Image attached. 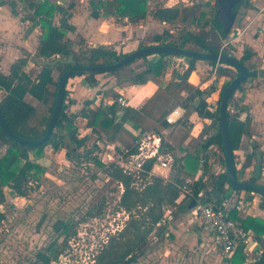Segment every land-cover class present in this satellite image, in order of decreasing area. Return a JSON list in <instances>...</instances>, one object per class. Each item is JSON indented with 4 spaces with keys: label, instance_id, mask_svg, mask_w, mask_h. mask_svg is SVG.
Instances as JSON below:
<instances>
[{
    "label": "trees",
    "instance_id": "trees-1",
    "mask_svg": "<svg viewBox=\"0 0 264 264\" xmlns=\"http://www.w3.org/2000/svg\"><path fill=\"white\" fill-rule=\"evenodd\" d=\"M23 4V8L27 10V16L25 19L32 22H38L41 33L39 35V41L37 46L36 57L45 59L40 62L41 71L40 75L33 77L27 69L30 56L26 55L16 59L10 66L9 73H5L0 69V88L5 91L4 96L0 97V109L2 115L11 128V130L18 136L26 139L37 140L42 138L47 130L49 121L54 112L56 98L58 94V82H56V91L54 92L53 104L50 108L51 115L46 121L44 128H40L37 124L31 122L36 113V106L26 100L28 94L34 96L37 100L47 103L52 95L51 84L53 81V66L49 63L51 57L54 59L67 60L73 55L77 64L86 65H108L115 61L121 60L128 53L119 54L115 49L108 50L107 47L100 45L96 47L86 48L82 51L78 50V47H82L85 42L84 39L80 40L78 44L72 41L67 36V29L59 26L55 17L57 14V4L51 0H20ZM92 8H94L98 14L105 18L110 17H127L131 23H139L146 19L150 15L148 10L149 0H90ZM248 0H246V4ZM192 6H157L151 11V15L155 20L175 23L177 21H186L188 16H191L192 20H196L195 11ZM185 14V15H184ZM201 15H206L201 12ZM184 16V17H183ZM216 17V14H215ZM214 17V20H215ZM213 20L211 30L195 35L191 31H186L178 39L170 42H166L167 37L171 36V31H164L163 33H157L152 37L153 42L161 44H171L179 46L181 48H189L193 50H201L208 52H223L228 53V49H220L215 34H218L222 38H226L224 32L218 29ZM212 35V36H211ZM195 44L197 47H189V44ZM81 45V46H79ZM145 47V45H140ZM170 55L169 53H159L158 59H148V55L144 58L143 66L141 70L131 68L129 72L123 75V71L130 67L131 64L113 71V75L117 77L119 84H145L150 79H160L163 77L168 63L165 57ZM255 55V51L251 46H245L243 54L240 57V61L249 70V78L258 76L257 66L252 62V57ZM187 57V56H184ZM191 64L185 73V77L195 69L196 58L187 57ZM212 65H216L218 62L214 60H207ZM61 66L65 67L61 70V74L75 64L67 61H59ZM229 65H220L218 67V73L222 76H229L230 80L224 85L221 90L220 97L216 109H210V105L206 96H210L212 88L202 90L200 87H196L189 83L187 80L179 81L176 83H170L163 91L159 93L158 98L162 101L171 103H181L187 110L186 119L191 112L196 111L200 117L213 119V125L217 126V129L208 133L204 128L201 132V140L198 145L194 147L193 151H188L186 154L178 156L174 153V147L170 144H165L167 148H163V152H173L174 162L172 169L176 171L173 179L167 180L159 175H152L148 182L139 188L136 186L135 178L132 175L126 174L123 170L110 164L108 167L101 160L100 156H94L91 158L92 162L100 166H106L108 168V174L111 178L117 180L124 186V190L120 197V206L129 212V219L126 222L124 228L110 237L108 243L100 250L95 256L94 261L89 264H133L137 259L144 254V250L148 245L149 235L154 232L160 234L165 230L166 223L169 221V217L165 218L166 207L174 206L176 200L180 196L181 186L185 183L188 176H194L200 167L201 154L207 155L210 147L218 145L225 154L224 140L220 127V102L221 96L225 88L229 83L239 74V70H232ZM85 72L79 71L77 74H84ZM60 74V76H61ZM248 79L245 81L247 82ZM243 82L238 90L243 87ZM186 89L188 91L187 97L180 98L177 90L181 91ZM237 91V90H236ZM235 91V92H236ZM235 92L231 95L228 102L227 109V125L229 139L233 152L241 148L242 140L245 134L248 133L251 118L249 114L243 119L239 114L233 113L229 107L231 98ZM70 95L67 90V84L65 87L63 107L61 109L58 121L54 128L50 138L43 144L38 146L22 144L8 137L0 124V146H7L5 153L0 156V204L6 200V188L21 197H25L29 194L30 183L33 180H37L40 174L45 171L43 165L37 160L44 155L47 146H51L54 150L61 148L66 149V154L69 159H73L74 154L79 157H89L92 153L91 150H87V138L79 137L78 128L75 125V116L66 111L65 100ZM113 95L117 96L116 92ZM206 95V96H205ZM196 101V102H195ZM91 101L86 100L83 108L78 114L86 117L88 125L95 131L99 141L108 142L107 139L116 138L119 132V125L116 122L117 113L114 108L105 110L101 106L97 109H93L90 106ZM161 106V105H160ZM163 106V105H162ZM134 111L128 108L123 114L122 119H129L128 112ZM137 112V111H135ZM169 112V107L163 110V115ZM134 118V116H130ZM137 125V123H134ZM192 126V125H191ZM104 135L107 139H104ZM107 140V141H105ZM163 140V139H162ZM163 146V147H164ZM98 151L102 150V147L95 146ZM84 151V152H83ZM136 152V148L130 150V153ZM235 156V154H234ZM33 157L35 159H33ZM208 157V156H207ZM226 163V155L224 157ZM155 162V158L149 159L144 165L143 178H147ZM210 166L206 162L204 165V171L206 172ZM227 168V164H226ZM237 174H239L236 166ZM225 172L218 174L214 181H212V189L208 192L209 198L214 196L219 202L220 200L215 196V190L218 184L224 179ZM212 179V177L210 178ZM251 180L257 179L252 177ZM231 187L228 179L226 180ZM225 184L221 185V191L224 193ZM206 183L201 179L196 181L193 186L195 194L201 189L206 187ZM252 191V190H248ZM224 198V196H223ZM172 211L170 212V215ZM235 217L236 210L231 213ZM6 218L5 212L0 209V222ZM158 223H160L158 225ZM243 225L246 229H252L258 239L259 243L264 245V220L254 216H248L243 220ZM73 234L75 231L72 232ZM64 236V245L68 242V235H71L69 225L64 224L61 229V236ZM65 247L58 245V240L46 246V248L37 253L36 261L41 264H52L53 261H57L60 255L63 253ZM245 245L241 244L232 256L228 259L229 264H246V253L244 251ZM249 264H264V251L261 256L255 261Z\"/></svg>",
    "mask_w": 264,
    "mask_h": 264
},
{
    "label": "rangeland",
    "instance_id": "rangeland-1",
    "mask_svg": "<svg viewBox=\"0 0 264 264\" xmlns=\"http://www.w3.org/2000/svg\"><path fill=\"white\" fill-rule=\"evenodd\" d=\"M63 1L67 4L72 3L73 5L78 2L81 5H89L88 0ZM248 1L254 2L255 6L253 7L256 9L264 7V0ZM0 3L5 4L3 8H0V13L4 16L10 19L14 16L18 22L19 20L26 22L27 19H25V16L28 15L27 10L23 8L20 0H1ZM245 4L240 7L235 26L233 27L234 29H232L230 34L226 38H222L218 34L214 35L220 49H223L228 44L226 48L234 49L236 57L238 58L242 56L243 50L247 46L244 44L245 27L239 18L240 16L242 18L244 12L252 5L251 3L249 5ZM169 5L189 6L191 8L193 6L196 8L194 9L196 20H192L191 16H188L185 22L180 20L175 23H166L155 20L152 17L151 11L155 7ZM91 10L94 12V16L99 15L94 8H91ZM148 10L152 18L148 16L135 29L137 31L136 36H138L139 45H145V47L153 44H161L153 42L152 37L164 31H171L172 34L165 38L166 42L178 39L186 31H191L195 35L208 32V30H211L212 25H214L216 0H149ZM201 12H204L206 15H201ZM1 26H3L2 23H0V28ZM31 31L33 38L35 36V30ZM8 39L13 40L11 38ZM0 44L5 45V41L1 39ZM189 47H197V45L192 43L189 44ZM86 48L89 47L84 42L82 47H78V50L82 51ZM126 50L128 49L126 48ZM125 52L127 51H121L119 54ZM21 53L25 56L29 55L23 49ZM169 56L180 57L182 55L170 54L165 59ZM54 58L51 57L46 60L54 61L56 60ZM158 58L159 54L148 55V59ZM9 60L6 56L0 57V69L3 72L7 73L8 70L10 71L9 67H7L8 65H6L7 62L9 63ZM178 62L181 66H185L184 62L189 63V59L184 58V60ZM143 63L144 58H138L130 67L123 71V75L127 74L131 68H144ZM64 67L65 65L61 66L59 63L53 66V71H55L51 84L52 95L47 103L37 99H29V102L36 106V113L31 122L37 124L41 129L45 127L46 121L51 115L50 108L54 100L53 94L57 88L55 83L59 81L61 70ZM41 68L39 64H33L30 61L27 66V69L33 77L40 75ZM231 68H233L232 70L236 69L234 67ZM208 72L207 79H210V84H214L216 87L210 92V96H205L212 102L213 109H216L221 90L230 80V77H222L218 73L215 74L211 67L208 68ZM92 77L94 78V76ZM192 79L199 84L198 77L195 74H193ZM261 85H264V80L258 81L257 83L254 82V84H251V88H261ZM248 88L249 85L245 82L242 89L237 90L231 98L232 107L230 110L233 113L239 114L243 119L247 114L251 115L252 113L242 103L245 96L244 92H246H243V90H247ZM216 89L217 91L215 93L214 91ZM4 94L5 91L0 89L1 98ZM171 101L172 104L169 101L164 102L161 100L159 102L161 106L152 109L145 128L150 129L161 120L162 111L175 104V101ZM260 109L264 117V104H262V108ZM192 118L194 120L192 125L194 126L196 124L201 130L208 128V133H212L217 129V126L213 125V121L212 123H205L199 117L194 116ZM262 124V126H258L262 139L252 141V145L259 148L263 147L264 152V123ZM121 127L123 128V126ZM192 127L190 131L193 129ZM197 130L195 129L194 131L197 132ZM253 130L256 132V128ZM81 132L83 133V131ZM195 138L196 140L191 141V139L189 141V145L192 148L196 147L201 140V131ZM131 139L132 135L124 131L123 140L125 143L130 142L129 144H131ZM246 140L250 144L249 137ZM245 144L248 145L245 141L242 144V150L239 149L234 152L235 162L239 168L238 177L241 180L254 177L256 165V148L252 150L251 155H247L244 150ZM95 146L99 148L96 140L92 139L87 145V150L92 151L89 157H79L75 153L73 159L59 155L54 158L50 151L51 146H47L43 157L37 159L43 165L45 171L40 174L37 180L35 179L30 183L29 194L25 197L17 196L11 189L6 188V200L0 204L1 210L6 214V218L0 222V264H41L36 261L37 253L44 250L46 246L55 240H58V245L61 248H65L59 259L53 261L52 264H58L61 261L67 264H89L94 261L95 256L108 243L106 240L117 235L119 232L118 228L126 224L129 219V212L122 208L119 203L124 186L110 177L106 166H100L92 162L91 158L98 156V150ZM110 148L111 144H102L103 151L110 150ZM6 149L7 146H0V156L5 153ZM119 151L121 152V150ZM206 156L211 161V166L208 163L210 168L207 170L206 176L209 178L212 177V181H214L218 174L226 171L225 154L216 144L210 147ZM33 159L35 158L33 157ZM248 169L251 170L250 173ZM159 172L161 174L166 173L165 170ZM171 173H176V171L173 170ZM171 173L170 175L172 176ZM148 180L149 177L138 180L136 186L142 188ZM258 181L264 184V177L259 178ZM211 186H213V183L208 181L205 189L209 190ZM227 187L229 188V185ZM260 196L264 199V196ZM187 205L188 202H186L184 210H181L179 207L169 206L174 209L173 220L166 225L162 233H156V235L152 233L149 235L148 245L144 250V254L133 264H153L154 262L158 264H225V257L222 251L216 247L215 237L210 238L211 235L208 234L205 226L201 225V222L194 215L188 214ZM165 207L167 209V206ZM64 224L69 225L71 232V235H68L66 245L63 243L65 235L61 236V229ZM171 227L174 229L177 228L175 230L176 233L171 230ZM73 231H75L74 234L72 233ZM115 231L117 233H114ZM212 245L216 248V252L211 250Z\"/></svg>",
    "mask_w": 264,
    "mask_h": 264
},
{
    "label": "crops",
    "instance_id": "crops-1",
    "mask_svg": "<svg viewBox=\"0 0 264 264\" xmlns=\"http://www.w3.org/2000/svg\"><path fill=\"white\" fill-rule=\"evenodd\" d=\"M51 1L57 4V14L55 17L56 23L59 26L67 29V36L76 44H78L80 40L84 39L89 48L103 45L107 48L115 49L118 53L124 50L127 51L125 53H129L139 48L140 45L138 43V36H136L137 31L135 29L141 21L139 23L133 24L127 17L105 18L100 14L98 16H94L95 14L91 10L92 5L90 0H88L89 5H81L79 2L75 5H73L72 3L67 4L63 0ZM249 3H251L252 6H250V8H248V10L244 12L242 18L240 16L239 20L242 21L245 27L244 44H246L247 46H251L255 51V55L252 57V62L257 65L258 76L248 79L246 84L249 85V88L247 90H243V92H246H244L245 96L242 103L245 107H248L250 109L249 112H252L251 115L249 114L251 118V125L249 128L250 133L248 131V133L244 135L242 140V144H244L245 141L248 144V140L246 139L249 137L250 144H245L244 148L247 155H251L252 150L256 148V146L252 145V141L254 142L257 141V139H262L261 135L259 134L258 126H262V123H264V117L262 114L263 112L260 109L262 108V104H264V85H261V88H251V84H254V82L257 83L258 81L264 80V7L256 9L255 7H253L255 6L254 2L248 1L247 5H249ZM3 6H5V4L0 3V8H3ZM149 16L151 17V15ZM17 22L18 20H15L14 16H12L10 19L0 13V23L3 24V26H1L0 28V40L2 39L3 41H5V45L0 44V57L6 56V58L10 59L9 63L7 62L6 64L10 69L11 64L16 59L25 56L21 53V50L23 49L25 52L29 53L28 56H30V62L40 65V62H43L45 60L38 57L36 58L39 35L41 33V28L38 22H32L30 20H26V22H22L19 20V22ZM31 30H35V36H33V38ZM8 38H11L13 40H10ZM126 48L128 50H126ZM180 57L169 56L168 58H166L165 60L167 61L168 66L163 77H161L160 79L152 78L145 84L124 83L121 85L118 83V79L116 76H108L105 73H87V75L86 73H84L82 75L71 76L67 81V90L70 93V114L75 116V125L78 128L79 137H86L87 144L90 143L93 139L96 140V143L100 147H102V144L107 143L111 144V147H115L117 151H122L124 149L132 150L133 148H135L134 134L141 129H147L152 130L161 136V138L163 139L162 147L165 144L172 145L175 149L174 153L178 156L184 155L188 151H193L194 148L189 145V141L191 139V141L196 140L195 137H197L200 134V131L202 132V130L201 128H198L196 124H194V126L192 125V122L194 121L192 117H199L203 121H205V123H212L213 119L200 117L196 111L191 112V114L188 116V119H186V110L185 116L178 123L170 125L165 120V116L168 113L163 115L162 111L161 120L154 124L152 128H145L146 123L150 118V112L152 111V109L154 107H160L159 102L161 100L160 98H158L159 93H161L163 91V88H165L168 84L187 80L189 83L196 87H200L202 90H207L210 88L214 90L216 87L214 84H210V79H207V75L209 74L208 68L213 66L211 63H209L207 60L198 59L195 63V69L191 73H189L187 77H185V72H182V68L180 69L178 67V64L174 62V60L179 59ZM190 64L191 62L189 60V66ZM136 69L141 70L143 68ZM7 73H9V70ZM193 74L198 77L199 84L192 79ZM92 76H94V78ZM216 91L217 89L214 92L216 93ZM113 92H116L118 95H113ZM177 92L179 93L180 98L187 97L189 95L186 89L181 91L177 90ZM120 96H124L128 100V104L124 107L120 106V104L117 102V99ZM29 99L36 98L28 94L26 96V100L29 102ZM86 100L91 101L90 106L93 109H97L101 106L107 111L112 108L116 110V122L118 123L117 125H119V132L116 138L114 137V139L111 140L107 139V137L104 135V139H107L108 142L99 141L95 131L88 125L87 118L82 116L81 114H78L83 108ZM208 102L210 105V109L213 110L212 102L209 100ZM170 104H172V102ZM178 105L182 104L179 102L175 103L172 107L169 108V111ZM128 108H131L134 111L128 112L129 119L123 120L122 116ZM132 115L134 116V118L130 117ZM134 123H137V125H134ZM120 125L123 126V128ZM191 127L193 129L190 131ZM254 128H256V132H254ZM195 129H198L197 132L194 131ZM81 131H83V133ZM124 131H127L130 133V135H132L131 144H129L130 142L126 144L123 140ZM163 148L167 147L164 146ZM240 149L242 150V148ZM261 150L263 152V147L261 148ZM50 151L52 157L54 158H56V156L58 155L65 158L67 156L65 148L54 150L51 147ZM171 153L174 154L173 152ZM204 155L205 154L202 153L201 157L205 158L207 160V163H209L211 166V161L207 156ZM201 167L202 166L200 163V167L197 170L196 174L194 176H188L187 179H195L197 176L202 175V177H204V180L206 181L204 182L208 185V181L212 182V179L206 176L207 172L206 174H200ZM161 170H165L166 173L161 174L159 172ZM171 171H173L172 167L168 169L155 168L152 175H159L167 180H171L175 175V173H171ZM248 171L250 173L251 170L248 169ZM170 173L172 174V176L170 175ZM261 177H264V163ZM150 178L151 177H149V179ZM227 186H225L226 189H224L223 193V196L225 198H227L235 191H231ZM203 189L206 191V193H208L212 189V186L209 187V190L205 188ZM235 193L239 196V199L243 200L245 198V200L243 201L245 203V207L244 210L239 212L236 209H233V211L236 210V215L235 217L233 216L234 218L241 220L242 223L243 220L248 216L258 217L264 220V199H262V197L260 196L261 194L254 191L242 189L239 191L236 190ZM186 202H188V205L186 206L188 207V214L193 215V213L191 212L194 206V202L192 203L187 201L186 199L182 198L181 195L178 197L173 207H179L181 210H184ZM168 210L169 212L172 211V214L170 215L171 217L169 216V221L166 223V225L171 220H173L174 216V209H172V207H169L166 209V211ZM201 225L203 224L201 223ZM176 229L177 228L174 229L173 227H171V230L174 232ZM206 229L208 231V234L211 235L210 238L214 237V234L208 228ZM249 230L253 231L252 229ZM255 239L258 241L256 235ZM251 249H254V251L264 250V245L259 243L258 241V244L251 245ZM211 250L216 252V248H214L213 245ZM245 253L247 256L245 263L249 264V262L247 261L249 254H247L246 251ZM165 254L168 255V253L166 252ZM224 260L225 264H229L228 258L225 257Z\"/></svg>",
    "mask_w": 264,
    "mask_h": 264
},
{
    "label": "built area",
    "instance_id": "built-area-1",
    "mask_svg": "<svg viewBox=\"0 0 264 264\" xmlns=\"http://www.w3.org/2000/svg\"><path fill=\"white\" fill-rule=\"evenodd\" d=\"M227 45H225L224 48H226ZM227 55L236 56L235 50L232 48L228 49ZM184 58L187 57L182 56L179 59L174 60V62L178 64L180 69L182 68V72L186 73L189 68V63L184 62L185 66H181L178 62L184 60ZM220 65L224 64L218 62L216 65L211 67L215 74L218 73V67ZM117 102L122 107L128 104V100L124 96H120L117 99ZM70 105V95H68L65 100L66 111L68 113H70ZM229 107H232L231 103ZM185 114L186 108L183 105H178L168 112L165 116V120L170 125H174L178 123L185 116ZM134 135V147L136 148V152L130 153V150L127 149L120 152L117 151L115 147H111L110 150L97 151V154L107 167L110 164H114L115 166L120 167L124 173L132 175L135 178V184L137 185L138 180L144 179V165L149 159L155 158L152 169L148 172V177H151L155 168H171L174 162V156L171 152H163L162 138L154 131L141 129ZM206 162L207 160L201 157L202 167L200 169V174H206L207 171H204V165ZM201 179L205 181L202 175L197 176L195 179H186L185 183L181 186V197L189 202H195L192 209L193 215L214 234L216 247L222 251L224 257L229 259L235 250L241 244H244V250L247 254H249L247 261L249 263L255 261L261 256L264 250L254 251V249H251V245L258 244V241L255 239L254 232L246 229L241 220L236 219L231 215L233 209H236L238 212L244 210L245 203L243 201L245 198L243 200L239 199V196L235 193L236 190L227 198L224 197L223 201L220 202L214 196L209 198L208 193H206L204 189H201L197 194H195L193 184ZM169 216L170 212L168 210L165 212L164 217L168 218ZM159 224L160 223H158V225ZM124 226L125 225L123 224L119 227L118 231H121ZM114 233L117 232L115 231ZM108 240H106V242H108ZM153 264L158 263L154 262Z\"/></svg>",
    "mask_w": 264,
    "mask_h": 264
},
{
    "label": "water",
    "instance_id": "water-1",
    "mask_svg": "<svg viewBox=\"0 0 264 264\" xmlns=\"http://www.w3.org/2000/svg\"><path fill=\"white\" fill-rule=\"evenodd\" d=\"M245 2L246 0H216V17L214 22L219 30L224 32L226 35L230 34V32L232 31L235 25L239 9L241 6L245 4ZM108 50L110 51L111 49L108 48ZM159 53L182 55V56H187L202 60H214L239 70V74L229 83V85L225 88L221 96L220 127L224 140L227 168L225 171L224 179L218 184L217 189L215 190V196L220 201H223L224 199L223 192L220 189H221V185L227 182L226 181L227 179L231 187L234 189L252 190L264 196V184L258 181V179L261 178L262 176V170H263V152L261 148L256 147V165H255V173H254V178L257 179L256 181L251 179L241 180L238 177L236 171L235 156L233 149L231 147L229 133H228L227 109L231 95L236 90H238L239 86L243 82H245L249 78V70L247 69L246 66H244V64L241 63L240 58L236 56H229L223 52L213 53L208 51L193 50L189 48H181L179 46H174L171 44H157V45L153 44L146 47H141V48L139 47L136 50L129 52L121 60L115 61L108 65L92 66L86 64H77V62L73 58V55H71L67 60L59 58L54 61H48L52 65L57 64L59 61H67L75 64V66L65 71L60 76V79L58 81V94L56 98L54 112L49 121L45 135L37 140L26 139L18 136L16 133H14L11 130V128L5 121L1 109H0V124L4 129V131L7 133L8 137L14 139L15 141L20 142L22 144H28L33 146L41 145L50 138L51 134L54 131L61 109L63 107L65 87L68 79L71 76H73L79 71H83L85 73H105L108 76H111L113 75L114 70H118L122 67H125L131 64V62L137 60L138 58H141L145 55L159 54ZM58 264H67V263L61 261Z\"/></svg>",
    "mask_w": 264,
    "mask_h": 264
}]
</instances>
